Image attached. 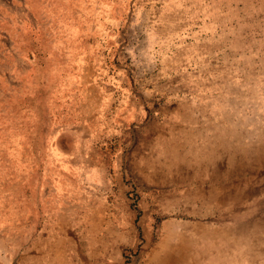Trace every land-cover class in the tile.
I'll return each mask as SVG.
<instances>
[{
    "label": "rangeland",
    "instance_id": "374dc122",
    "mask_svg": "<svg viewBox=\"0 0 264 264\" xmlns=\"http://www.w3.org/2000/svg\"><path fill=\"white\" fill-rule=\"evenodd\" d=\"M263 149L264 0H0V264H264Z\"/></svg>",
    "mask_w": 264,
    "mask_h": 264
},
{
    "label": "bare ground",
    "instance_id": "6f19581e",
    "mask_svg": "<svg viewBox=\"0 0 264 264\" xmlns=\"http://www.w3.org/2000/svg\"><path fill=\"white\" fill-rule=\"evenodd\" d=\"M177 143V142H176ZM181 144V143H180ZM263 151H264V149H263ZM232 165V164H231ZM158 167V166H157ZM237 167V166H236ZM155 168V167H154ZM165 168V167H164ZM170 168V167H169ZM169 168L167 169V171L166 172H168V170H169ZM163 169V168H162ZM172 170V169H171ZM235 170V169H234ZM229 172V171H228ZM236 172V171H235ZM170 173V172H169ZM169 173H168V175H169ZM173 173V172H172ZM227 174V173H226ZM208 175V174H207ZM217 175V174H216ZM229 176V175H228ZM170 177H172L171 176V173H170ZM235 178V177H234ZM204 179V178H203ZM216 179V178H215ZM214 179V180H215ZM169 180H171V181H173V180H179V181H183V180H186L185 179V176L184 175H181V176H179L178 178H173L172 177V179L171 178H169V179H167L166 181H169ZM216 180H218V182H216V186H215V188L212 190V193H213V195H211V201L212 202H218V203H224V204H227V205H231V207H233L232 205H233V203L235 202V201H239V198L240 199H243V196L245 195V194H247L248 193V191L246 190V188H247V183L248 182H246V183H244V184H241V185H236L235 186V188L232 186V184L229 182V180H227V179H225L222 175H219L218 176V178L216 179ZM241 180H242V178H241ZM165 181V182H166ZM194 181V180H193ZM224 181V182H223ZM246 181V180H245ZM176 182V181H175ZM195 182V181H194ZM212 182V181H211ZM232 182V181H231ZM234 182V181H233ZM240 182V181H239ZM164 183V182H163ZM170 183V182H169ZM174 183V182H173ZM182 184V183H181ZM196 184H198V183H196ZM204 184V183H203ZM208 185V184H207ZM242 185H244V186H242ZM242 186V187H241ZM213 188V187H212ZM200 192H202V190H199ZM203 191H204V189H203ZM191 190H188V193H189V196L188 197H190V194H191ZM237 192V195L235 194ZM187 193V194H188ZM203 193V192H202ZM177 194V193H176ZM195 196H194V198H197L198 197V192H196V194H194ZM236 195V196H235ZM182 196H184V197H186V195L185 194H180V196H179V198H182ZM200 197V196H199ZM161 198V197H160ZM188 199V198H187ZM200 199V198H199ZM181 200V199H180ZM184 200V199H183ZM197 200V199H196ZM195 200V201H196ZM163 201V200H162ZM198 201V200H197ZM225 201L227 202V203H225ZM177 203V202H176ZM186 203H188V202H186ZM239 203V202H238ZM241 203V202H240ZM181 204V203H180ZM193 204V203H192ZM245 204V203H244ZM50 205V204H49ZM194 205V204H193ZM195 206V205H194ZM44 207V206H43ZM182 207V206H181ZM186 207V206H185ZM50 208V207H49ZM184 208V207H183ZM188 208V207H187ZM192 208H194V207H192ZM196 208V207H195ZM186 209V208H185ZM189 209V208H188ZM183 210V209H182ZM215 210V209H214ZM218 210V209H217ZM237 210V209H236ZM230 211V210H229ZM171 212V211H170ZM188 212V211H187ZM220 212V211H219ZM172 213H174V212H172ZM221 213V212H220ZM227 213V212H226ZM186 214V213H185ZM21 219V218H20ZM29 219V218H28ZM23 223V222H22ZM21 223V224H22ZM27 223V222H26ZM192 226V225H191ZM190 226V227H191ZM186 228H188V227H186ZM23 229V228H22ZM17 230H18V228H17ZM95 231V230H94ZM93 231V232H94ZM218 231H214V233H213V235H216V233H217ZM198 234H199V232H198ZM59 235V234H58ZM225 239H226V242H227V244L229 245V240H228V238L226 237V236H223ZM171 238H176V239H178L179 241H178V243H172V245L171 244H167L168 242H170V239ZM48 239V238H47ZM63 240V239H62ZM44 242V241H43ZM25 243V242H24ZM46 243V242H45ZM62 242L60 241V244H61ZM67 243V242H66ZM20 244V243H19ZM18 244V245H19ZM189 244H193V241L191 240V238L190 239H187V237L185 236V235H177V237L175 236V235H170V236H167V238H166V240H165V242L163 243V246H162V254L161 255H166L167 254V257L164 259L162 256H160V255H158L157 257H156V262H157V264H171V263H173V264H177V259H179L178 258V256H181V255H183L184 256V258H186V257H188V258H186V259H190V260H194V258L195 257H193V256H188L189 255V253H186V252H188L187 251V249L188 248H190V246L191 245H189ZM58 245V244H57ZM68 245V244H67ZM40 246V245H39ZM65 246V245H64ZM230 246H234V244L233 245H230ZM22 247V246H21ZM38 248V247H37ZM63 248V247H62ZM69 248V247H68ZM21 249V248H20ZM70 249V248H69ZM160 249V250H161ZM186 249V250H185ZM218 249H219V246H218ZM222 249V248H221ZM28 250V249H27ZM48 250H50L49 248H48ZM47 250V251H48ZM185 250V251H184ZM18 251V250H17ZM44 251H46V249H44ZM65 251V250H64ZM158 251V250H157ZM183 251V252H182ZM16 252V251H15ZM66 252V251H65ZM60 253H62V252H60ZM158 253H160V252H158ZM13 254V253H12ZM20 254V253H19ZM43 254V253H42ZM221 254V253H220ZM55 256V255H54ZM53 256V257H54ZM59 256V255H58ZM62 256V255H61ZM64 256V255H63ZM62 256V257H63ZM219 256V255H218ZM221 256V255H220ZM15 257V256H14ZM20 257V256H19ZM23 257V256H22ZM42 257V256H41ZM44 257V256H43ZM51 257V256H50ZM65 257V256H64ZM16 258V257H15ZM27 258V257H26ZM30 258V257H29ZM39 258V257H38ZM45 259V258H44ZM65 259V258H64ZM36 260V259H35ZM60 260V259H59ZM25 262H26V260H24ZM45 261V260H44ZM43 261V262H44ZM19 262V261H18ZM24 262V263H25ZM48 262V261H47ZM28 263V262H27ZM36 263H37V261H36ZM35 263V264H36ZM65 263V262H64ZM180 263V262H179ZM187 263V262H186ZM34 264V263H33ZM52 264H53V262H52ZM62 264V263H61Z\"/></svg>",
    "mask_w": 264,
    "mask_h": 264
}]
</instances>
